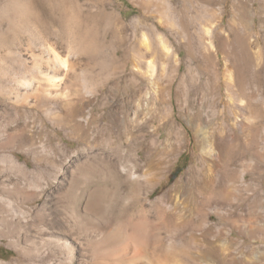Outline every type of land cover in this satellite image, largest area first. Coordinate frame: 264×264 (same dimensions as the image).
<instances>
[{
  "label": "bare ground",
  "instance_id": "6f19581e",
  "mask_svg": "<svg viewBox=\"0 0 264 264\" xmlns=\"http://www.w3.org/2000/svg\"><path fill=\"white\" fill-rule=\"evenodd\" d=\"M77 1L0 0V51L8 53L0 52V64L9 62L8 70L0 72V99L8 103L13 99L17 116L22 111L19 104L42 110L56 124L73 132L79 144L89 147L84 160L74 158L56 171V186L49 193L40 184L41 172L30 170L26 162L22 164L16 158H0V237L8 239L17 253L13 260L0 259V264H88L87 251L94 246L99 251L94 257L96 264H236L232 240L237 220L235 202L239 200L244 209L249 206L252 194L246 178L249 165L243 163L238 169L222 160L212 148L211 137L202 130L204 120L197 114L190 124L196 150L179 177L169 185L167 171L184 144L186 130L167 119L161 124L166 130L165 138L160 130L146 133L155 116L167 118L172 100L171 89L158 90L153 78L154 57L167 60L172 57L164 36L145 21L147 13L129 24L104 11L101 19L87 13L78 20L74 12ZM138 3L148 13L155 7L151 13L162 20L160 26L173 27L168 5H158L155 0ZM241 10L244 16L240 21L245 25L246 13ZM17 17L38 22L40 29L33 36V43L20 38ZM93 22L104 30L108 28L110 43L116 44L112 55L105 54V46L98 38L99 30L90 24ZM56 23L61 35L70 39L66 58L58 56L47 43L50 35L56 38V30H50L47 25ZM82 24H85L83 30ZM128 27L131 33H126ZM206 30L209 34L210 29ZM208 45L212 48L211 41ZM77 50L87 60L81 76L69 60V54ZM15 54L19 58L12 56ZM130 57L136 58L134 67L138 68L139 63L144 65L146 76L141 80L145 85L136 83L125 89L124 105L112 112L107 125L117 133L109 137L105 133L108 127H102L104 118L95 113L99 106L98 87L108 82L109 78L105 77L108 69L124 66ZM206 57L209 60L212 55ZM235 66L234 80L242 85L248 69ZM254 73L258 82L264 77V66ZM217 74L214 70L215 77ZM234 80L231 71H227L225 82L232 84ZM178 95L176 92V101ZM52 107L56 110L52 111ZM9 109H3L5 116L11 115ZM235 119L240 120L238 116ZM248 121L253 123V117ZM14 125L20 143L37 153L42 144L39 145L31 129L35 126L25 120ZM2 137L0 148L11 140V136L6 141ZM103 144L108 152L99 151ZM247 144L250 149L251 141ZM213 146L220 148V141H214ZM236 153L245 156L249 152L239 149ZM6 161L10 162L8 167ZM9 168L15 169L18 177L7 174ZM90 171L97 174L98 185L88 190L78 187V179L87 177ZM100 191L116 197L117 209L124 216L121 221L108 214L101 215V207L108 206L111 199L103 203ZM154 191L157 194L151 199L149 195ZM38 198H44L43 203L30 206ZM131 211L135 213L129 215ZM87 230L96 236L95 240L86 234ZM167 234L174 239L165 246L163 237ZM238 257L241 263L248 259L245 255Z\"/></svg>",
  "mask_w": 264,
  "mask_h": 264
},
{
  "label": "rangeland",
  "instance_id": "374dc122",
  "mask_svg": "<svg viewBox=\"0 0 264 264\" xmlns=\"http://www.w3.org/2000/svg\"><path fill=\"white\" fill-rule=\"evenodd\" d=\"M139 1L142 0H78V6L75 7L74 12L79 20L80 18L84 19L87 13L96 19H101V13L104 11L112 13L128 24L134 20H141L142 15L147 13L145 21L158 28L157 30L163 34L172 57L168 60L154 57L153 78H155V86L158 90L161 88L171 89L172 100L169 103L167 118L159 117V114L155 116L146 128V133L160 130L162 138H165L166 130L161 124L167 119L183 125L186 130L184 144L174 156L173 164L167 171L169 185L179 177L188 165L193 151L196 150L190 124L197 114L204 120L205 127H202V130L211 137L212 148L216 153H219L222 160L225 159L231 167L238 169L242 167L243 163L249 165L246 178L252 189V194L249 206L245 209L239 200L235 202L237 220L235 231L232 233L233 253L237 258L239 255L248 257L242 263L240 258H236V264H264V77L261 76L257 82L255 81L257 76L254 73L264 66V0H155L158 5H168L169 16L174 24L171 29L160 26L159 23L162 20L159 21L156 13H151L155 11V7L148 13L147 10L140 7ZM241 9L246 13L248 22L245 25L240 21V18L244 16ZM90 24L99 30L98 38L105 46V54L112 55V49L116 44L110 43L112 37L108 28L104 30L102 25L94 22ZM84 25L82 24L80 27L82 30L85 28ZM47 27L50 30H56V38L50 35L47 40L48 45L50 44L58 56L66 58L67 48L71 46L70 39L61 35L58 23L47 25ZM208 28L210 33L206 34ZM16 29L22 40L26 42L32 40L30 43H33L40 26L33 19L17 17ZM104 33H107L106 36ZM126 33H131V28L128 27ZM209 41L212 45L210 49L208 48ZM107 45L108 48H111L107 49ZM108 51L109 53H107ZM0 52L2 55L8 54L5 50ZM207 54L212 55L211 60H208ZM69 55V60L75 64L77 75L81 76L86 70L85 56L79 51L71 52ZM12 56L19 58L17 54ZM132 58L130 57L129 62L124 66L121 64L115 67L116 70L114 67L108 69V72L105 73V77L109 78L108 82L104 87H98L100 92L96 96V104L99 106L95 109V113L104 118L103 128L108 127L112 112L124 105L125 89L136 83V85H145V82L141 80L146 76L145 67L144 65L140 66V63L139 66L137 65L138 68L134 67L136 58ZM243 62L246 65H243ZM235 65L246 66L248 69L242 85L236 84L234 80ZM8 66L9 62H2L0 72L8 70ZM213 69L218 72L216 77ZM135 70L140 74L138 77ZM227 71H231L234 80L232 84L225 82ZM78 82L82 84L80 79ZM176 92L179 94L177 101L175 100ZM241 99L243 100L242 104L239 103ZM9 101L8 103L0 99V138L3 136L2 138L5 137L3 141H6L11 136L9 143L4 148H0V158H16L22 164L26 162L30 166V170L41 172L40 175L43 178L40 184L46 186L44 190L49 193L56 186V173L60 168L70 164L74 158L84 160L85 156L89 154V147L79 144L75 139V134L73 136V132L71 133L69 129L56 124L55 119L49 117V114L44 115L42 110H36L27 104H19L18 106L22 110L21 115H15L14 108L17 105H14L13 99ZM120 105L122 106L120 107ZM157 106L158 104H155V107ZM5 107L10 108V116L3 114ZM52 108V111L56 110V107ZM7 116L9 118H5ZM237 116L240 118L239 121L235 119ZM250 117H253V123L248 121ZM24 120L30 125L37 126L31 128L34 130L39 145L42 144L37 153L28 149L27 145L21 144L19 132L12 128L15 126L14 124L24 123ZM30 120L33 122L30 123ZM108 128L105 130L106 135L115 136L117 130ZM217 140L220 141V148L213 146L214 141ZM250 141L252 145L249 149L247 143ZM98 149L99 151L104 149L106 152L109 151L105 144L100 145ZM239 149H245L249 153L246 154L247 156H241L236 153ZM9 163L5 162L6 167L9 166ZM6 173L18 177L13 168L7 169ZM94 173L90 171L87 177H80L77 181L78 187L88 190L89 188L93 189L96 184L98 185L97 174ZM100 194L103 203L111 199L108 206L104 204L101 207V215L108 214L121 221L124 216L117 209L119 204H117L116 197L114 198L112 194L103 191H100ZM156 194L157 191H154L150 193L149 197L153 199ZM79 196V194L78 197L76 195L77 198ZM43 200L44 198L35 199L30 206L38 207L43 203ZM131 213H135V211L129 212V215ZM242 213L245 215L243 216ZM243 218L245 219L242 220ZM86 234L95 240L96 236L90 235V231L87 230ZM172 239L174 238L170 234L165 235L163 244L168 245L167 242ZM223 239L224 234L221 235L220 241L222 242ZM96 247L87 251L88 264L97 262L94 259L99 252L95 250ZM16 256L17 253L8 244V239L0 237V259L9 261Z\"/></svg>",
  "mask_w": 264,
  "mask_h": 264
}]
</instances>
